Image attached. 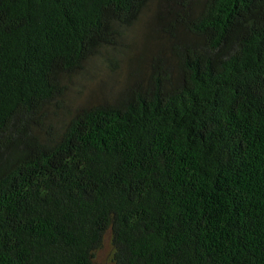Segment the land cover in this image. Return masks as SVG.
Here are the masks:
<instances>
[{
    "label": "trees",
    "instance_id": "16d2710c",
    "mask_svg": "<svg viewBox=\"0 0 264 264\" xmlns=\"http://www.w3.org/2000/svg\"><path fill=\"white\" fill-rule=\"evenodd\" d=\"M149 12L150 63L76 106ZM107 232L114 264H264V0H0V264Z\"/></svg>",
    "mask_w": 264,
    "mask_h": 264
},
{
    "label": "rangeland",
    "instance_id": "374dc122",
    "mask_svg": "<svg viewBox=\"0 0 264 264\" xmlns=\"http://www.w3.org/2000/svg\"><path fill=\"white\" fill-rule=\"evenodd\" d=\"M161 37L157 32L155 17L152 12L147 13L107 54L94 59L83 75L78 74L73 78L70 93L76 106L108 96L112 89L105 85H119L124 82L132 67L150 63L151 55L156 54L162 45ZM112 253L111 234L107 232L95 263L114 264Z\"/></svg>",
    "mask_w": 264,
    "mask_h": 264
}]
</instances>
